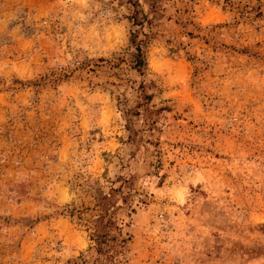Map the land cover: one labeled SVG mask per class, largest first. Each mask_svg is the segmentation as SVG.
<instances>
[{
  "label": "rangeland",
  "instance_id": "obj_1",
  "mask_svg": "<svg viewBox=\"0 0 264 264\" xmlns=\"http://www.w3.org/2000/svg\"><path fill=\"white\" fill-rule=\"evenodd\" d=\"M0 264H264V0H0Z\"/></svg>",
  "mask_w": 264,
  "mask_h": 264
},
{
  "label": "trees",
  "instance_id": "obj_2",
  "mask_svg": "<svg viewBox=\"0 0 264 264\" xmlns=\"http://www.w3.org/2000/svg\"><path fill=\"white\" fill-rule=\"evenodd\" d=\"M136 12L133 13V20H136ZM139 24V23H137ZM129 46H131L132 50L128 52L129 57H128V62L129 65L136 69L137 71H140V69L144 65V58H143V45L144 41L141 39H137L135 32H131L129 35ZM93 235V234H92ZM101 242V240H100Z\"/></svg>",
  "mask_w": 264,
  "mask_h": 264
}]
</instances>
